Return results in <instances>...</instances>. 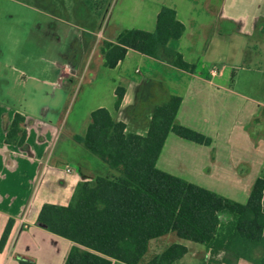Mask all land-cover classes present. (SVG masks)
Returning a JSON list of instances; mask_svg holds the SVG:
<instances>
[{
  "label": "crops",
  "instance_id": "0c3cea01",
  "mask_svg": "<svg viewBox=\"0 0 264 264\" xmlns=\"http://www.w3.org/2000/svg\"><path fill=\"white\" fill-rule=\"evenodd\" d=\"M162 6L173 9L184 25L181 36L170 38L167 45L195 65L193 72L131 49L110 68L112 74L103 65L102 54L87 60L80 73L73 65L59 63L60 71L51 77L45 67L50 57H31V63L41 61L44 66L30 82L22 78V69L0 63V79L5 81L0 83V236L7 221H13L0 250V264H63L71 241L39 226L37 215L44 203L66 205L82 177L110 172L73 138L84 135L90 112L97 107H105L114 119L123 121L126 131L139 133L138 128H147L156 104L170 95L180 96L175 122L210 137L211 143L168 132L156 167L236 202L247 201L254 180L264 170V0H111L99 30L92 34L96 41L114 42L124 29L152 32ZM235 36L241 39L238 54L252 49L250 63L226 75L222 63L219 73L212 75L210 69L216 65L207 56L212 51L220 53L222 45ZM20 43L7 45L14 48L11 53L16 59ZM130 52L143 64L139 78L132 77L124 65ZM77 79L93 92L105 86L108 95L96 107L71 116V91ZM116 86L125 89L117 110ZM15 113L24 117L22 148L4 141ZM205 255H209L206 250ZM236 264L253 263L240 259Z\"/></svg>",
  "mask_w": 264,
  "mask_h": 264
},
{
  "label": "trees",
  "instance_id": "16d2710c",
  "mask_svg": "<svg viewBox=\"0 0 264 264\" xmlns=\"http://www.w3.org/2000/svg\"><path fill=\"white\" fill-rule=\"evenodd\" d=\"M183 31L175 11L162 6L154 31L124 29L114 42L103 41V65L116 67L131 49L193 72L195 65L167 45ZM124 93V87L116 86V110ZM180 100L170 95L156 104L145 134L126 131V124L105 107L90 112L84 135L73 138L110 172L82 177L66 205L44 203L37 215L44 228L71 241L63 264H174L187 253L184 244L171 243L141 262L150 240L169 232L203 245L210 264H236L240 259L264 264L263 175L254 180L247 201L239 203L156 167L168 132L196 143H211L210 137L175 122ZM23 122L21 114L13 115L5 132L6 144L24 147ZM12 222L7 221L0 236V250Z\"/></svg>",
  "mask_w": 264,
  "mask_h": 264
},
{
  "label": "rangeland",
  "instance_id": "374dc122",
  "mask_svg": "<svg viewBox=\"0 0 264 264\" xmlns=\"http://www.w3.org/2000/svg\"><path fill=\"white\" fill-rule=\"evenodd\" d=\"M110 2L111 0H0V63L22 69V78L27 77L29 82L33 80V76L40 75L44 66L41 61L37 65L31 63L30 58L37 55L50 57V62L45 65L50 77L60 71L59 63L66 67L73 65L74 70L80 73L87 60H96L101 54L103 41H96L92 33L99 30ZM239 40L241 39L235 36L222 45L220 53L212 51L207 56L213 59L216 68H221L222 63L226 65L225 75L237 70L242 63H250L248 56L252 49H248L244 55L238 54ZM15 41L22 44L15 48L17 59L11 53L14 48L7 46ZM218 57H222V60H218ZM124 65L134 78H139L144 73L142 62L132 52L126 57ZM105 68L110 74L113 73L110 68ZM136 68L140 69V73L134 72ZM4 82L1 78V85ZM73 84L71 116H74L73 112L78 114L83 109L94 108L101 98H107L108 91L105 86L93 92L87 83L82 84V79L75 80ZM81 84L82 91L79 88ZM105 105L109 106L110 102H105ZM136 131L145 134L147 128H138ZM260 175L264 176V170ZM174 242L188 248V252L174 264L211 263L209 255H205L203 245L180 239L171 232L150 240L141 262H146Z\"/></svg>",
  "mask_w": 264,
  "mask_h": 264
},
{
  "label": "built area",
  "instance_id": "2783aa9c",
  "mask_svg": "<svg viewBox=\"0 0 264 264\" xmlns=\"http://www.w3.org/2000/svg\"><path fill=\"white\" fill-rule=\"evenodd\" d=\"M210 73H211L212 75H216V74L219 73V70H217V68L213 67V68L210 69ZM66 171H69V169L66 168Z\"/></svg>",
  "mask_w": 264,
  "mask_h": 264
},
{
  "label": "water",
  "instance_id": "95a60500",
  "mask_svg": "<svg viewBox=\"0 0 264 264\" xmlns=\"http://www.w3.org/2000/svg\"><path fill=\"white\" fill-rule=\"evenodd\" d=\"M37 224L39 225V226H41V227H45V225L44 224H42V223H40V222H37ZM23 259H27V257H22Z\"/></svg>",
  "mask_w": 264,
  "mask_h": 264
}]
</instances>
